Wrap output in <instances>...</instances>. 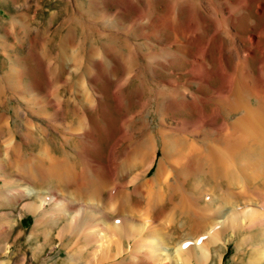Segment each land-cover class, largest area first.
Instances as JSON below:
<instances>
[{"label": "rangeland", "instance_id": "rangeland-1", "mask_svg": "<svg viewBox=\"0 0 264 264\" xmlns=\"http://www.w3.org/2000/svg\"><path fill=\"white\" fill-rule=\"evenodd\" d=\"M220 1L209 8L200 0H0V264H66L70 253L75 255L72 264H103L102 250L98 252L95 243L78 251L94 216L81 220L82 210L57 217L52 213L76 201L78 183L95 178L98 157L108 173L113 153H130L145 134L179 126L184 117L202 123L201 113L190 116L170 110L163 100L167 93L163 85H170L164 79L177 78L181 85L190 82L194 89L200 79L210 87L219 77L199 78L184 61L170 63L175 45L187 41L180 37L174 42L176 34L167 23L180 27L185 20L193 24L194 18L192 33L205 32L207 41L216 34L224 39L229 11ZM119 80H125L122 88ZM161 160L158 151L147 177L155 174ZM133 188H128L130 193ZM131 198L134 204L133 192ZM76 203L94 213L96 206L106 212L112 209L106 201ZM252 207L262 216L261 203ZM240 219V229L228 220L226 229L222 226L226 231L216 227L200 238L182 239L184 231L166 228L170 236L165 263L247 264L256 242L264 245V237L255 243L245 240L264 224L255 229L249 219ZM209 239L216 243L208 246L206 255L188 259L183 253ZM122 250L116 261L127 255ZM104 256L111 263L109 252Z\"/></svg>", "mask_w": 264, "mask_h": 264}, {"label": "bare ground", "instance_id": "bare-ground-1", "mask_svg": "<svg viewBox=\"0 0 264 264\" xmlns=\"http://www.w3.org/2000/svg\"><path fill=\"white\" fill-rule=\"evenodd\" d=\"M200 1L206 7H214L215 0ZM221 1V8L224 6L229 11L224 39L216 34L218 40L214 37L207 41L205 32L204 35L197 30V33H192L193 17V24L191 20L190 23L185 20L180 27H174L171 21L166 20L176 34L173 41L178 42L180 37L187 41V44L184 41L186 45H175V52L169 57L170 63L184 61L199 78H210V74L219 77V82L210 84V87H206V83L203 85L200 79L194 89L190 82V85H181L177 78L164 79L170 85H163L167 92L163 100L168 102L170 110L190 116L201 113L204 118L202 123H198L200 126L195 124V120L184 117L178 121L179 126L174 124V128L170 126L166 130L163 128L145 134L140 141L137 140L139 144L136 143L137 147L133 146L130 153L113 151L108 173L105 171L108 166L98 157L95 178L83 179L76 184V201L65 203L52 213L56 216L82 210L83 215L79 214L81 220L94 216L93 224H86L87 231L81 238L83 244L78 251L95 243L98 252L102 250L100 261L103 264H166L168 227L178 234L184 231L180 236L187 239L203 237L216 227H221V231L228 220L235 229H240L237 224L240 218L249 219L252 227L264 224V212L261 210L262 216H257L254 214L257 210L252 207V204L260 203L264 207V0H232L235 7L231 6V0ZM191 10L192 5H188L189 14ZM168 42L172 41L168 39ZM124 81L120 82L119 88ZM158 151L162 153V160L155 174L147 177ZM56 179L59 181L61 177L56 176ZM131 185H134L132 192L136 195L134 204L132 192L128 190ZM28 192L31 193L32 189ZM91 200L106 201L112 209L106 212L96 206L94 213L93 209L76 203ZM115 234L119 238L111 239ZM124 236L125 239L122 238ZM260 237H264L263 227L245 241L255 243V239ZM105 240H109L108 244L102 242ZM209 240H204L199 246L194 243L183 253L188 259L197 254L206 255V250H210L208 246L216 243ZM102 244H105L103 248ZM122 248L127 255L116 261ZM105 252H109L111 263L104 256ZM70 255L65 260L66 264L73 263L75 255ZM263 260V242L262 245L256 242L247 264H259Z\"/></svg>", "mask_w": 264, "mask_h": 264}]
</instances>
